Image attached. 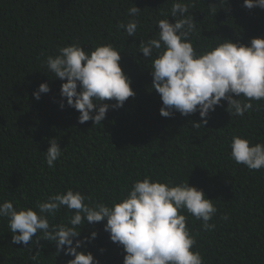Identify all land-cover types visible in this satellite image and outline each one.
Returning <instances> with one entry per match:
<instances>
[{"label":"trees","instance_id":"1","mask_svg":"<svg viewBox=\"0 0 264 264\" xmlns=\"http://www.w3.org/2000/svg\"><path fill=\"white\" fill-rule=\"evenodd\" d=\"M173 2L0 0V203L34 207L72 188L90 196L88 203L111 206L127 195L133 181L146 175L161 182H188L203 190L218 209L210 221L216 229L210 232L183 213L204 264H264V169L249 171L236 164L229 147L233 135L264 143V101H253L258 109L243 117H231L222 100L199 129L192 127L202 123L198 112L187 117L178 112L171 118L160 115L162 100L152 89L151 59H145L138 47L141 40L156 36L158 19L175 22L170 15ZM181 2L191 4L189 12L197 23L191 40L197 51L210 50L224 39L250 45L252 38L264 35V10H249L243 0ZM132 5L141 9L140 25L135 36L128 37L117 25L133 19L127 14ZM72 43L87 50L113 44L132 81L135 96L121 108L110 107L101 124H80L79 112L68 107L66 99L61 109L60 90L66 81L43 66L47 56ZM42 83H48L50 92L36 100L33 93ZM53 138L63 154L49 168L44 153ZM223 215L229 219H221ZM70 216L61 208L49 221L67 224ZM105 224L78 226L80 241L92 231L97 237L77 251L90 252L99 264H123L126 253L111 242ZM7 225V218H0V264H68L74 258L57 253L55 242L40 240L36 245L42 238L39 232L29 249L13 244Z\"/></svg>","mask_w":264,"mask_h":264},{"label":"clouds","instance_id":"2","mask_svg":"<svg viewBox=\"0 0 264 264\" xmlns=\"http://www.w3.org/2000/svg\"><path fill=\"white\" fill-rule=\"evenodd\" d=\"M190 7V3L175 0L170 9L175 22L158 19L156 36L141 40L138 47L145 59H151L152 89L162 100L160 115L171 118L178 112L187 117L198 112L202 123H192V127L199 129L207 124L209 113L221 106L222 100L227 101L226 110L231 117H243L257 110L259 105L254 106L253 101H264V35L252 38L250 45L224 39L210 50L197 51L191 40L197 23L189 12ZM243 7L264 10V0H243ZM140 13L141 9L132 5L127 14L133 19L117 27L128 37H134L140 25ZM120 61L121 51L111 43L97 45L92 50L72 43L58 48L55 56H47L43 66L56 79L66 81L61 85L60 108L65 107L66 99L67 106L79 112L80 124L92 121L98 125L105 120L110 107L121 108L135 96L132 81L123 72ZM49 92L48 83H42L33 96L39 100L41 94ZM233 95L239 99H233ZM105 101L115 103L110 105ZM48 142L45 161L53 168L63 151L56 138ZM229 147L230 159L236 164L244 165L249 171L264 169V143L233 135ZM91 200L72 188L49 195L34 207L17 209L11 201L4 200L0 203V218H7L13 244H23L29 249L33 237L42 233L35 244L40 240L55 242L57 253L62 251L74 257L68 264H99L90 252L77 251L94 240L97 233L92 231L90 237L80 241L77 238L81 231L77 227L103 221L111 242L126 253L123 264H204L202 254L194 250L197 240L187 226L188 216L183 214L186 212L200 221L205 232L216 229V224L210 221L218 209L203 190L188 182H161L146 175L133 181L127 195L112 201L111 206L86 202ZM61 208L71 213L68 223L50 224L49 216L55 217ZM221 219L229 217L223 215Z\"/></svg>","mask_w":264,"mask_h":264}]
</instances>
